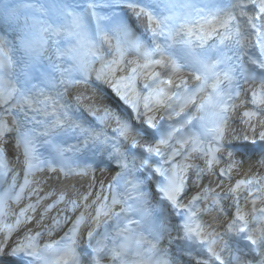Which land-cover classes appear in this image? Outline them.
<instances>
[{
	"label": "bare ground",
	"instance_id": "1",
	"mask_svg": "<svg viewBox=\"0 0 264 264\" xmlns=\"http://www.w3.org/2000/svg\"><path fill=\"white\" fill-rule=\"evenodd\" d=\"M34 2H38L42 5L41 12H48L47 18L55 19L57 18L62 27L68 28L72 25H76L79 28V32L83 37V40L88 42L91 38L96 36L95 28L92 22V19L87 12L86 6L88 4L102 5L106 3H116V2H126L133 5L141 6L145 8L150 15L156 20L158 24V33L155 41L156 46L159 51H164L166 48V43L168 41L169 34V24L172 19H176L179 25L189 26L194 21H206L210 27L212 35L219 36L229 43H231L238 50L241 56H244L247 51L246 49L249 46H243V41L247 37L245 32H243V25H241L240 19L237 18V10L231 9L232 0H0V41H3L4 47L7 52L10 54L13 50L12 44H10V39L8 38L9 30L12 24L17 20H22L26 12H31L33 14H38L35 10ZM12 30V28H11ZM37 44L32 43L28 47V57L31 59L34 55L35 48ZM94 53V50L92 51ZM174 63L172 60H167L165 63V68L170 70H165V77H169L173 70ZM69 69L66 66L63 70V73L67 72ZM174 74V72H172ZM163 75V74H162ZM186 76V77H185ZM190 74L184 75V78H181L183 81L181 83L178 93L169 101V106L173 104L176 108L179 109L181 101H187L188 97L184 99L183 94L187 92L188 95L192 92L191 84L189 82ZM159 75L157 76V78ZM187 81V82H186ZM153 90L155 92L152 94L149 103H146V108L153 105V103L159 99L162 91L165 90V80L163 76L160 75L158 79L154 81ZM13 90L12 98L9 102L8 112H11L10 107L15 101V97L19 92V86L15 85ZM77 90V91H76ZM256 93L251 95L252 98H255V103L244 102L245 100H240L239 105L244 103L247 107L246 109H251L260 113L258 119L253 120L252 124H262L264 126V87H259V90H255ZM73 100L77 103L84 102L85 108L92 109L95 106H99L96 112V118L113 134H118L120 130L127 131L129 124V117L131 115L140 114L133 110H125L120 107L116 97L111 94L110 90H101L92 80H88L86 83L80 84L77 89L72 91ZM235 107V106H234ZM168 110L170 114L175 112ZM191 107L187 110H182L177 112L176 115H173L168 120L165 119L160 121V127L156 130L158 134L154 137V141L158 142L157 137L162 134L163 131L168 130L172 131V134L167 138L163 143L161 150L163 152V159H169V154L174 150L179 151L180 147L176 142V133L180 131L181 125L184 120L191 115ZM152 110L150 111V113ZM175 114V113H174ZM170 116V115H169ZM144 122L147 123L148 121ZM168 117V116H167ZM13 122V119L10 117V122ZM133 125L140 127V123L137 120H133ZM229 128H235L240 130L239 124L235 119L234 115L230 116ZM13 133L11 142L5 146L2 143V147L5 148V155L0 159V170L3 171V176L5 177V187L15 188L16 185L20 182L21 177L23 176V165L24 159L21 157L20 153L14 149V133L15 127L14 122L12 123ZM148 133L150 131L148 130ZM244 132L240 131L236 133V138L243 136ZM252 137L257 139L259 137L257 131L252 132ZM228 137H230L228 135ZM262 138V139H260ZM257 139V142H264V137ZM149 140V139H148ZM133 141L129 142V147L132 146ZM150 141V140H149ZM140 142V141H138ZM139 145V144H138ZM142 147L143 153L148 156L146 144L140 145ZM184 149V148H183ZM17 156V157H16ZM16 158V159H15ZM6 165V166H5ZM5 166V167H4ZM240 169H248L250 174H253L256 171H264V159L263 164L250 163L246 166L237 165ZM226 173V172H225ZM231 173L226 174V177H229ZM99 180L100 175L97 173L90 174L89 178L86 181H83V185L88 184V188H85V192L91 190L92 183L94 179ZM212 181V178L209 179ZM48 183V180H45L42 184L37 185V189H44L43 185ZM190 185L195 186L194 183L188 180ZM225 184V181L224 183ZM80 195H76L75 198L78 199Z\"/></svg>",
	"mask_w": 264,
	"mask_h": 264
},
{
	"label": "rangeland",
	"instance_id": "2",
	"mask_svg": "<svg viewBox=\"0 0 264 264\" xmlns=\"http://www.w3.org/2000/svg\"><path fill=\"white\" fill-rule=\"evenodd\" d=\"M123 6L129 7V10L123 11L121 9ZM86 8L92 19L97 39L96 61L91 78H94L99 85L105 83L111 87L120 107L125 110L130 111L133 107L125 104L127 100L136 99L141 106L143 101L148 103L155 92L154 81L158 75L162 76L165 68V60L155 44L158 33L156 20L145 8L126 2L88 4ZM133 9L139 11L132 14ZM231 9L237 10L236 19H240L243 32L247 35L243 46H249L246 49L249 65L264 72V24L259 25L257 22L259 14L263 11L262 7L254 6L251 0H232ZM140 12L147 17L149 25L153 23L150 31L139 26ZM137 53L142 56L141 60ZM14 86L12 62L3 41H0V154L3 155L5 148L2 147V143L7 146L13 137L12 123L7 109ZM127 92H132L133 96L128 97ZM165 98L166 101L157 106L151 123L148 125L142 123V130H147L146 127L153 130L159 125V120L165 119V115L167 120L173 116L166 111L172 106L175 109V106L173 104L169 106L167 97ZM177 112L176 109L174 115Z\"/></svg>",
	"mask_w": 264,
	"mask_h": 264
},
{
	"label": "trees",
	"instance_id": "3",
	"mask_svg": "<svg viewBox=\"0 0 264 264\" xmlns=\"http://www.w3.org/2000/svg\"><path fill=\"white\" fill-rule=\"evenodd\" d=\"M251 2L253 3L254 6L259 5L262 7L263 11L259 14V19H258V24L259 25H263L264 24V0H251ZM123 11L129 10V7L127 6H123L121 8ZM139 10L137 9H133L131 11L132 14L137 13ZM138 21H139V26L147 31H150L151 27L153 26V23H151L150 25L148 24V19L147 17H145L144 15H142V13L140 12L139 16H138Z\"/></svg>",
	"mask_w": 264,
	"mask_h": 264
},
{
	"label": "snow or ice",
	"instance_id": "4",
	"mask_svg": "<svg viewBox=\"0 0 264 264\" xmlns=\"http://www.w3.org/2000/svg\"><path fill=\"white\" fill-rule=\"evenodd\" d=\"M169 198H172V197L170 196ZM249 239L251 240L252 238H251V237H249ZM252 242H253V243H255L256 241H255V240H253Z\"/></svg>",
	"mask_w": 264,
	"mask_h": 264
}]
</instances>
